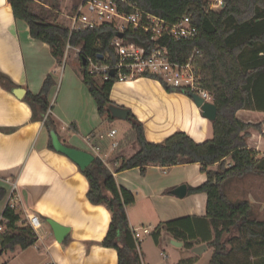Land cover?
<instances>
[{"label": "crops", "instance_id": "1", "mask_svg": "<svg viewBox=\"0 0 264 264\" xmlns=\"http://www.w3.org/2000/svg\"><path fill=\"white\" fill-rule=\"evenodd\" d=\"M79 64L76 56L69 61L66 52L63 62L58 63L51 46L34 38L28 23L15 17L9 0H0V70L24 88L25 93L26 90L39 92L46 76H54L56 85L50 93L51 101L54 100L52 112L59 121L58 135L64 144L93 154L85 137L94 131L116 128V138L121 143L111 152V159L119 156L121 160L132 155L137 145L131 122L128 118L123 119L128 124L118 127L115 124L117 118L109 122L100 115L95 99L79 74ZM23 97L0 84V188L7 191L0 210L8 206L15 183L18 199L13 209L23 219H28L30 214L38 215L41 224L35 229L33 245L17 247L0 253V256L8 255L6 264H118L117 250L102 245L112 218L110 210L104 204L89 200V181L82 168L50 146L49 130L43 121L32 120V108ZM110 98L113 104L129 108L130 113L143 123L150 142H161L177 131L186 132L197 142L207 141L214 135L213 120L203 114L192 95L168 90L158 78L139 76L117 80ZM262 115L264 110L241 109L237 112L245 122L262 123V130L249 129L250 148L253 137H264ZM110 140L106 138L103 146L108 148ZM260 150L264 152V147ZM118 159L115 160L118 164L111 166L115 179L119 186L135 195V202L127 208L130 227L155 225L150 235L156 245L163 248L164 239L168 238L176 247L185 246L194 253L177 260L176 264H199L201 261L209 264L214 248L208 242L214 237V231L206 216L207 193H190L188 189L182 198L173 193L182 184L189 188L204 183L207 174L202 170V164L150 165L142 173L139 167L115 171L120 163ZM226 161L227 166L230 165L229 157ZM217 165H211V168H217ZM244 177L237 179L241 181ZM231 179L225 192L227 185L233 182ZM249 195L247 200L257 201L253 192ZM184 217L187 230L181 225L173 229L161 225ZM49 219L69 228L62 241L55 236ZM145 241L146 238L141 243V263L157 264L144 245ZM202 244L208 248L197 254L193 249ZM205 255L208 256L204 258Z\"/></svg>", "mask_w": 264, "mask_h": 264}, {"label": "trees", "instance_id": "2", "mask_svg": "<svg viewBox=\"0 0 264 264\" xmlns=\"http://www.w3.org/2000/svg\"><path fill=\"white\" fill-rule=\"evenodd\" d=\"M125 1L170 21L190 16L198 29L193 39L176 40L166 36L153 40L140 29L125 31L123 39L126 43L143 47L146 55L158 47H167L170 59L180 63L188 60L197 47L200 51L194 60L197 76L202 86L213 95L218 112L213 120L214 135L211 139L197 142L186 132L177 131L158 143L147 140L143 123L130 113L128 120L135 132L137 150L121 160L114 156L111 161H120L114 169L139 167L145 173L150 165L202 164V170L207 174L206 181L188 189L190 193L206 192L208 195L206 216L214 231V237L208 242L214 248L209 264H253L264 254V220L253 216L254 206L249 200L232 201L225 192V186L233 177L264 176V155L250 148L247 141L251 134L249 129L262 130V123L245 122L237 116L241 109L264 110V0H224L225 6L220 9L210 8L212 0ZM9 2L15 17L28 23L31 35L51 46L58 63L63 62L68 44L70 48L80 49L77 52L79 74L95 99L100 115L109 122L115 120L109 106L113 104L110 93L117 76L110 73L104 79L101 74L91 72L89 64L82 60L92 55L101 63L118 61L112 45L118 34L114 25L103 23L71 31L69 18L59 20L54 17L48 21L51 10L39 13L34 9L36 2L48 5L53 2L52 7L57 8L55 0ZM78 6L75 5L74 10ZM119 6L126 12L133 11L121 1ZM0 84L12 91L20 87L1 70ZM163 84L168 90L183 91ZM55 85L54 76L48 74L40 91L26 90L23 99L32 108V120L43 121L49 132L55 130L59 134V121L53 115L54 104L51 105L50 97ZM50 146L54 148L52 140ZM228 157L231 163L227 166ZM214 164H218L217 168H211ZM81 170L89 181V200L104 204L111 212L110 226L102 245L117 250L118 264H142L127 213V208L135 202L134 193L119 186L114 171L97 156ZM6 193L5 188H0V203ZM0 216L4 218L0 230L2 253L17 247L27 248L36 242L35 229L21 222L22 216L15 209L7 206L0 210ZM185 220V217L174 219L161 225L166 229L181 225L187 230ZM247 255L250 259L242 260Z\"/></svg>", "mask_w": 264, "mask_h": 264}, {"label": "built area", "instance_id": "3", "mask_svg": "<svg viewBox=\"0 0 264 264\" xmlns=\"http://www.w3.org/2000/svg\"><path fill=\"white\" fill-rule=\"evenodd\" d=\"M119 1L132 7L133 11L122 10ZM224 6V0H212L210 4L212 9H220ZM103 23L113 24L118 33H124L129 29L143 30L153 40L166 36L176 40H189L198 34L197 26L188 15L177 21H170L148 13L137 4L125 0H81L76 12L71 17V31L81 27L99 26ZM112 45L118 56V61L116 63H101L96 61L92 55H88L85 58L91 72L101 74L104 79H107L111 71L114 70V75L117 76L118 80H128L139 76H158L157 78L173 88H182L183 91L187 90L192 94L200 95L205 101H213V95L202 86L200 78L197 76L194 62L196 54L200 52L197 47L194 48L188 60L180 63L170 59L167 47H158L151 54L146 55L143 47L134 43H126L123 36L118 34L113 39ZM69 48L70 44L67 45L66 49ZM76 50L78 53L80 52L79 48ZM53 104L54 100L51 101V105ZM116 135L117 129L110 128L106 131L91 132L85 137L94 156L99 157L110 168L112 163L118 164V161L111 162V152L115 151L121 143ZM106 138L111 139L108 148L102 144ZM255 149H258V146ZM16 188L17 185L14 183L8 200V206L11 208L16 207L15 203L18 199ZM3 219L0 216V230L3 228ZM21 222L29 224L34 229L41 224L40 218L36 214H30L28 219L22 217ZM149 233H151V228L146 226L132 228L139 254L144 235Z\"/></svg>", "mask_w": 264, "mask_h": 264}, {"label": "rangeland", "instance_id": "4", "mask_svg": "<svg viewBox=\"0 0 264 264\" xmlns=\"http://www.w3.org/2000/svg\"><path fill=\"white\" fill-rule=\"evenodd\" d=\"M55 2L57 4V8L52 7V5H54L53 2H51L50 5H48L47 3L36 2L34 3V9L39 13L44 10H51L50 15L47 17L48 21L53 20L54 17H58L59 20L67 17L71 20V17L77 10H74V6L78 4L79 0H55ZM75 56L77 57V50L75 48H69L66 50V58L69 61L74 59ZM260 118V120H262L264 118V115L260 116ZM115 124L118 127H124L128 123L123 119L117 118ZM250 143L251 148H257L258 146L259 150H257L264 155V153L260 150L264 147V137H253V139L250 140ZM231 180H233V182L230 181L231 183H229L226 188V192L229 195L230 199H248V197L250 196L249 193L253 192V195L255 194L254 198L257 200L256 202H253V216L258 219L264 220V176L257 174H249L242 178L241 181H239L237 177ZM234 181H238L240 183L237 184ZM257 190H259V193L256 192ZM237 196H241V198H236ZM147 225H149V228H152L151 230H155V225L149 223ZM151 237L152 236L150 235V233L144 235V238H146L144 245L148 248L150 254L152 255L154 261L157 264H176L177 260L179 261L183 257H189L194 255V253L191 252V250L185 246L176 247L174 244L171 243L168 238L164 239V247L162 248L156 245L153 241H151ZM206 256L208 255H205L204 258ZM244 259H250L249 255L243 256L242 260ZM7 260V254L0 256V264H4ZM199 264H205V262L201 261ZM253 264H264V254L259 256Z\"/></svg>", "mask_w": 264, "mask_h": 264}, {"label": "water", "instance_id": "5", "mask_svg": "<svg viewBox=\"0 0 264 264\" xmlns=\"http://www.w3.org/2000/svg\"><path fill=\"white\" fill-rule=\"evenodd\" d=\"M119 36H123V33L119 32ZM83 63L86 64V58H82ZM111 74L114 75L115 71L112 70ZM14 92L19 96L23 97L25 94V89L18 87L14 89ZM192 97L194 98L196 104L202 108L203 114L207 116L209 119L214 120L217 117V106L214 102L211 101H205L204 98H202L198 94H191ZM109 110L111 112V115L113 118H118V119H127L129 117L130 110L129 108H125L122 106H117L115 104H111L109 106ZM51 135V140L54 148L66 154L69 156L72 160H74L82 169L86 168L88 165L92 163V161L95 159L94 155L91 154L88 151L73 147V146H68L62 142L60 139L58 133L55 130H52L50 132ZM188 192V187L186 184H182L178 186L176 189L173 190V193L176 194L178 197H184L187 195ZM49 223L51 224L55 236L59 241H62L64 237L67 235L69 228L66 226L61 225L60 223L56 222L55 220L49 219ZM176 244V242H175ZM208 246L206 244H202L200 246L195 247L193 250L197 254H202ZM0 253H2V250L0 249Z\"/></svg>", "mask_w": 264, "mask_h": 264}]
</instances>
